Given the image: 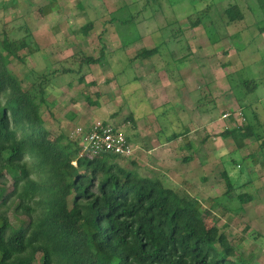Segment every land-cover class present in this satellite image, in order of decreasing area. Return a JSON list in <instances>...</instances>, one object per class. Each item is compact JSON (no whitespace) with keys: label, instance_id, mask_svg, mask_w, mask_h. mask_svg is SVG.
<instances>
[{"label":"trees","instance_id":"16d2710c","mask_svg":"<svg viewBox=\"0 0 264 264\" xmlns=\"http://www.w3.org/2000/svg\"><path fill=\"white\" fill-rule=\"evenodd\" d=\"M257 1L264 9V0ZM218 16L220 26L213 20V29L208 28L212 43L228 37L227 23L245 17L238 1ZM202 19L198 17L194 26L202 25ZM92 26H84L85 32ZM24 27L27 34L19 38L10 23L0 30V264H248L232 259L236 251L224 228L208 224L205 216L219 205L235 214L243 212L254 196L235 192L250 179L236 188L225 171L226 192L215 197L201 217V200L183 183L177 185L165 174L151 178L129 170L119 163V155L81 157L82 144L71 140L70 133L51 139L41 107L49 104V87L61 69L29 74L28 86L17 80L5 45L21 61L39 50L27 24ZM157 52L144 48L137 58H152ZM105 57L104 50L98 57L82 53L78 72ZM74 71L65 66L61 70ZM205 98L199 103L206 105ZM87 100L98 103L90 95ZM226 114L234 119L233 112ZM253 135V126L240 121L220 133L232 136L238 148ZM179 136L175 133L168 141ZM8 176L13 190L6 194ZM233 201L240 206L228 204Z\"/></svg>","mask_w":264,"mask_h":264},{"label":"rangeland","instance_id":"374dc122","mask_svg":"<svg viewBox=\"0 0 264 264\" xmlns=\"http://www.w3.org/2000/svg\"><path fill=\"white\" fill-rule=\"evenodd\" d=\"M237 1L242 4V10L246 13L248 12L247 6H251V3L254 5L253 0H0V30H2L3 24L10 23L17 29L14 34L15 38L24 37L27 34L24 24H27L35 41L39 44V50H36L34 54L27 53L24 61L15 58L16 53L8 50V44L5 45L6 56L11 60L10 70L17 80L23 82V85L28 86L31 82L28 81L29 74L48 73L57 68L62 70L64 66L75 70L67 73L59 71L52 87L50 86L48 90L49 104H44L41 107L43 119L51 132V139L60 133H69L74 126H88L92 123L91 120L98 117L96 115L98 112L102 114L103 119L104 113L110 111L116 112L118 116L126 115L127 103L131 102L128 100L126 102L123 95L119 94V97L117 95L115 98L108 97L111 99L108 104L109 101L104 95L107 94V88L112 86L113 81L123 83L120 76L121 71H124L127 78L130 77L129 69L127 67L122 69L123 67L120 68V65H126L127 62L137 59V53L142 49L156 48L157 55L162 57V60L168 61L170 66L172 62L174 65L179 63L178 57L182 58L189 46L191 53H188V64H192L191 67H194L195 73L192 75L193 82L185 87H193L197 91L193 93L194 97L189 98L190 102L186 105V115L195 123L193 133L189 137L191 136L199 146L201 156L211 155L209 162L215 172L218 173L221 164L236 171V173H231L233 177L231 180L236 188L245 182L249 174L248 167L255 171L251 176L252 181L247 183L244 188L239 189L238 187L235 192V194L246 191L252 193L254 202L245 204L244 211L238 214L225 211L219 205L214 209L213 214H206L205 219L208 224L216 223L224 228V232L228 235L236 251L233 260L239 263L246 261L248 264H264V172L262 171L264 162L259 160L264 155L258 154V150L262 149L254 147L251 145L252 142L247 141H244L246 146L238 148L237 142L232 136L225 139L224 143L217 148L213 143L205 144L206 141H204L207 137L214 141L217 140V129L207 130L211 134L202 133V130L195 131L201 128L200 125L207 122L208 119L205 117V113L197 111L196 104L199 90L204 89L205 83L210 84L217 100L229 102V106H232V100H235L234 94L238 95L240 100L245 99V87L238 83L237 87L232 88V85H237L234 81L250 79L260 83L262 79V73L259 70L247 69L245 73L235 75L230 72H234L236 69L228 70L226 67L222 69V64L231 60L223 52L230 49L234 56L235 48L228 40L220 45L212 46L215 43L213 44L209 39L208 28L212 26L213 20L217 21L220 26L218 15L222 16L225 8ZM200 16L203 17L202 25L194 26V22ZM254 17H248L247 21L254 20ZM255 19L257 20V17ZM89 23H92L93 26L85 32L84 26ZM226 30L231 34L242 32L244 40L247 37H251L250 40L255 39V48L260 50L261 55H264V34L259 33L258 29L252 27L248 31L243 23L238 22L236 24L227 23ZM119 33L124 38L118 36ZM102 50L106 53V57L99 64H91L78 72L82 53L98 57ZM251 50L253 51V49ZM239 56L241 63L247 58L246 54H239ZM153 59L147 58L146 62L150 60L152 63H157ZM135 62L143 61L135 60ZM257 62H260L259 67L263 69L264 62ZM152 63H149V66ZM158 63V65L163 64L162 62ZM36 74L34 75L37 76ZM83 76L85 80L80 81ZM116 76L118 78H115ZM101 86L102 91L100 90ZM229 86H231L230 89H228ZM239 88L243 91L239 94L235 93L234 91ZM139 91H142L140 86ZM89 95L92 100H98L100 105L89 104L87 100ZM136 99L140 100L137 97ZM233 103L236 108L233 109V114L236 113L235 116L240 118V122L249 124L242 114L240 105L237 102ZM97 107L101 109L99 110ZM210 107L212 108V106ZM226 107L224 108L226 109ZM94 110L95 114L92 113ZM152 112L155 116L160 113L159 110ZM223 118L229 119L226 115H223ZM148 121L153 126L152 118H149ZM124 122H127V119ZM236 124L233 122V124H226L225 127L233 128ZM123 128L125 129L124 126ZM249 153L255 155L249 156ZM234 160L241 165L242 169L234 165L237 164ZM119 161L129 170L138 169L140 173H144L141 166L138 167V163L137 167L134 166L132 162L135 159L133 157H121ZM163 173L159 171L156 176H161ZM210 174V170H198L195 172L196 178L187 175L183 177L189 181L190 185L187 186L188 181L186 180L185 182L181 181L184 183L183 188L186 191L192 195L198 194L201 198L203 206L200 210L201 217H204L206 208H212L215 204L214 195L223 194L227 189L226 183L219 177L218 182L221 184H217L207 197V192L204 189L207 184L202 178ZM194 180L198 185L194 183ZM174 183L180 184L179 182ZM6 190V194L13 190V180L9 176ZM70 198H72V194ZM226 203L227 201H225ZM237 203L239 204V202L233 201L228 204L236 207Z\"/></svg>","mask_w":264,"mask_h":264},{"label":"crops","instance_id":"0c3cea01","mask_svg":"<svg viewBox=\"0 0 264 264\" xmlns=\"http://www.w3.org/2000/svg\"><path fill=\"white\" fill-rule=\"evenodd\" d=\"M253 1L255 6L252 3L251 6H247V13L242 10L245 17L243 20L238 22L243 23V25H245V29L248 31L253 27L258 29L259 33L264 34V9L257 0ZM238 4H240L241 9H243V6L239 1ZM254 16L257 17V20ZM248 17H254V20L249 22L247 21ZM238 22H234L232 24H236ZM227 33L228 37L215 44L213 43L214 45H212H220L222 42L228 40L229 43L232 42L235 48L236 54L234 56H232L233 54L230 49L223 52L224 55L230 57L228 59L231 60L222 64L221 68L225 69L226 67L228 70L236 69L234 72H230L235 73V75L245 73L247 69L259 70L262 73L261 82L258 83V81H256L255 85L245 86L244 82L247 80L242 81L238 79L237 81H234L237 85H232V88L237 87L238 83L245 87V99L240 100L238 95L234 94L233 98L235 100H232V106L234 105L233 102H237L240 105L241 110L244 112V117L249 124L253 126L254 135L245 139V142H252L251 145H254V147H260L262 150H258V154L262 153V155H264V68L261 69V67H259L260 62H257H264V55H261L260 50L255 48V39L252 38L250 40L251 37H247V39L244 40L242 32H236L234 34L229 32ZM118 36L121 37L122 35L119 33ZM250 48L253 49V51ZM190 51L191 50L188 46L187 52L183 55V57H178L179 63L177 65H174L172 62L169 66L168 61L162 60V57H159L157 54L148 59L152 60L154 58L157 63L162 62L164 65L166 64V66L163 64L158 65L160 63H152L150 60L149 62H146L147 59L142 60L143 62H135V60H141L140 58L131 60L130 62H127L126 65H120V68L123 67L122 69H124V67L129 69L131 72L130 77L127 78L124 71H121L120 76L123 83L121 84V82L119 83L113 81L112 86L107 88V94L104 96H106V100L109 101L108 104H110L111 99L108 97L115 98L116 95L118 96L119 94H122V97L126 99V102L127 100L131 102L130 104L127 103L128 110H125L127 113L126 115L122 114V116H118L116 112H106L104 113V119L102 118V114L100 112L97 113L96 111V115L102 118L101 120L107 122L122 123L130 136L131 143L136 147L135 154L133 155V159H135L134 162L136 166L138 163L139 168L141 166V169L144 171L142 174L145 176L155 178L156 175H158L157 173L161 171L162 173L164 172L163 174H165L173 182H179L182 184L185 180L188 181L186 178H183L186 175L196 178V171H203V169H206L207 171L210 170L211 174L209 176L205 175L202 178V180L205 181V184H207V187L205 186L204 189L207 192L208 197V195L212 193L211 190H214L217 184H221L218 182L219 177L223 180V182H225L223 176L225 171H227L232 179V174L236 173V171H233L229 167L227 168L221 164V167L218 169L219 174L215 172L211 168V164L209 162L211 155L205 154L204 156H201L199 154V146L195 143L194 139L192 140L191 136L189 137V135L193 133L195 123H193L189 116L186 115V105L190 102L189 98L194 97L193 93L197 92L193 89V87H185L187 84L189 86V83L193 82L192 75L195 73L194 67H191L192 64H188V53H191ZM239 54H246L247 56L243 63L240 61ZM149 63H152V65L149 66ZM123 76H125L124 79ZM115 78L118 77L116 76ZM115 78L113 79L115 80ZM218 78L221 80L220 77ZM228 80L231 82L230 78H228ZM139 86L142 91H139ZM184 88L185 90H183ZM230 88L231 86H229L228 89ZM100 90L102 91V86ZM242 91L243 89L240 90L239 88L234 92L239 94ZM209 93L211 94L214 102L210 101ZM204 95L207 96V98H205V101L207 102L206 105L199 103V100L202 99ZM214 96L215 95L209 83H205L204 89L199 90V96L196 98V104L198 107L197 111L205 113V117L208 119L207 122L205 121L200 125L201 128H198L195 131L199 132V130H202V133L211 134L208 133V131H211L213 128L217 129V140L214 141L209 137L205 144L208 142L209 144L213 143L215 147L219 148L222 143H224L223 141L228 138L220 136V133L226 129V124H233V122L238 123L240 118L238 119V116H235L236 113H234V119H231V117H228L229 119H224V114L227 112H234L233 109L236 108L235 106H233V108L232 106H229V102L226 103V101L217 100ZM136 97L140 98V100L136 99ZM96 101L98 102V100ZM127 104L125 103L124 106L126 107ZM97 105H100L99 102ZM198 105H201V107ZM210 106H212V108ZM224 107H226V109ZM98 108L99 110L101 109L100 107H97V109ZM153 110L160 111V113L156 115L157 117L152 112ZM94 112L95 110L92 113L95 114ZM98 117L96 116V118L91 121L94 122L95 120H98ZM132 118L133 121L131 120ZM149 118H152L153 126L149 124ZM164 118L166 121L163 120ZM126 119L128 122H124ZM130 123L131 125L129 126ZM76 127L77 126L71 128L69 133L71 134ZM175 133L180 134L179 138L168 141V138ZM244 146H246L245 143L241 148ZM236 150L238 151V149ZM254 153L256 154V152ZM254 153L253 155L249 153V156H254ZM259 160L264 162V156ZM234 165L239 167V169H242L239 163ZM248 170L249 174L246 180L249 178L251 182V176L255 171L254 169H251V167L250 169L248 167ZM262 171L264 172V168H262ZM147 172L148 174H146ZM181 181L183 182L181 183ZM194 183L198 185L195 180ZM188 185H190L189 181L187 182V186ZM199 188L203 190L200 186ZM223 194L214 195L213 199ZM195 196L201 200L198 194Z\"/></svg>","mask_w":264,"mask_h":264},{"label":"built area","instance_id":"2783aa9c","mask_svg":"<svg viewBox=\"0 0 264 264\" xmlns=\"http://www.w3.org/2000/svg\"><path fill=\"white\" fill-rule=\"evenodd\" d=\"M226 117L229 114H225ZM71 140L76 139L82 144L79 156H100L102 154L119 155L132 158L136 147L131 143L129 135L120 123H104L96 120L88 126H77L72 131Z\"/></svg>","mask_w":264,"mask_h":264}]
</instances>
